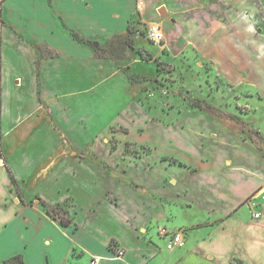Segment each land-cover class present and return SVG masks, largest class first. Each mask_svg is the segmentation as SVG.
Segmentation results:
<instances>
[{
  "label": "crops",
  "instance_id": "0c3cea01",
  "mask_svg": "<svg viewBox=\"0 0 264 264\" xmlns=\"http://www.w3.org/2000/svg\"><path fill=\"white\" fill-rule=\"evenodd\" d=\"M7 1L0 0L2 20L9 24L0 23V168L8 179L15 206L35 208L55 224L58 221L46 213L42 202L66 208L72 224L57 225L65 231L69 253L61 264H92L94 258L99 259L95 264H232L233 259L245 264L242 256L230 252L231 243L236 249L241 245L248 253L264 251V203L258 208L252 203L264 197V0H144L146 23L160 24L164 36L156 12L161 8L165 11L170 30L166 36L171 38L164 44L165 52L180 41L182 65L188 67L195 58L197 68L193 73L203 77L206 85L209 82L216 90L231 93L236 101L243 99L242 109L261 111L263 115L248 123L232 114L219 115L226 125L210 115H185L179 121V141L172 145L165 141V153L158 152L157 156L159 160L164 155L175 161H168L163 178H154L155 182L149 179L151 183L141 184V190L123 180H113L104 163L85 154L76 157L77 152L85 153L90 147L92 130H82L84 140L76 143L74 133L79 122L61 118L60 114L48 119L44 105L25 91L29 83L47 80L48 74L45 76L43 68H30L28 73L14 31L29 38L6 17ZM12 1L16 2L10 9L28 24L36 25L37 44L55 53L56 87L80 91L82 86L90 87L86 80L91 76L92 51L87 41H75L65 27L76 28L85 37L93 24L112 26L128 18L134 0ZM167 13L176 20L171 21ZM7 34L11 42H5ZM58 105L63 111L66 106L91 111L87 99L65 100ZM43 121L47 123L40 125ZM24 128H28L26 134ZM246 128L253 132L251 136L245 133ZM14 131H21L29 142L36 139L30 147L24 142L17 160L7 156L3 146V139ZM61 138H67V144L63 145ZM7 169L16 181L15 189ZM49 172L57 182L68 179L77 192L70 193V187L62 190L69 197H45L36 188L32 193L36 195L28 196L34 197V202L27 201L25 186L37 187ZM40 196L44 200L37 198ZM254 213L260 215L258 219ZM161 229L183 231L182 247L167 251L159 243ZM192 231L199 233L192 235ZM37 241L44 247L56 244L41 233ZM111 243L114 246L109 248ZM115 250H122L123 257L115 258ZM45 258L46 264H52Z\"/></svg>",
  "mask_w": 264,
  "mask_h": 264
},
{
  "label": "rangeland",
  "instance_id": "374dc122",
  "mask_svg": "<svg viewBox=\"0 0 264 264\" xmlns=\"http://www.w3.org/2000/svg\"><path fill=\"white\" fill-rule=\"evenodd\" d=\"M15 2L8 0L5 4L8 7L6 17L8 16L17 29L29 38L24 39L14 31L21 45L20 49L23 52L28 73L32 68L37 71L43 68L46 70L45 76L48 74L47 80L38 81L37 84L29 83L25 91L36 98L41 106L44 105L43 113L48 119L60 114L61 118L68 117L79 122L77 132L74 133L76 143L84 140L81 138V136L84 137L82 130L86 132L89 128L92 130L90 147L85 153L77 152L76 157L83 158L85 154L92 160L104 163L102 164L104 169L113 180L114 178L123 180L131 188L141 190V184L148 183L149 179L154 181V178L156 180L163 178L166 175L164 167L168 161L174 162L175 159L163 155L159 160L158 152L165 153L163 151L165 141L168 145L179 141L182 135L179 121H182L187 114L214 116L221 125H226L219 120V115L222 114L241 117V120L246 123L256 121L263 115L261 111L242 109L243 99L236 101L231 93L224 92L222 89L216 90V86H212L209 82L207 83L209 86L206 85L203 77L193 73V68L197 66L195 58L192 57L193 63L187 65L189 68L182 65V57H179L180 41L176 45L173 43L169 53L164 51V44L166 41L169 43L171 38L166 36V33L170 31L167 25L169 22L165 21L167 17H162L159 14L160 11L156 12V20L163 24L165 41L160 44L149 42L145 38L147 20L144 18L146 11L144 0L133 1L129 17H125V20L112 26L108 24L100 26L102 22L93 24L90 33L85 37L81 36L76 28L65 27L73 31L83 42L87 41L91 48V76L86 80L89 83L87 86L90 87L89 89L85 87L86 90L82 86L80 91L74 90L75 94L65 84L63 86L66 90H59L56 87V73H54L57 67V62L54 61L56 55L47 46L37 44L39 35L36 25L28 24L16 10L10 9V5ZM1 10L0 7V21L8 26L9 24L2 20ZM17 18L23 21L24 27L20 26L21 21ZM175 18L177 17H170L171 21L176 20ZM9 36V34L5 35V42H11ZM37 64H39L38 67ZM10 95L11 93L7 98H12ZM71 99L90 100V113L81 106H66L65 111L59 108V103L65 100L69 102ZM194 102L197 106L193 105ZM34 118L38 120L37 116ZM46 123L43 121L40 125ZM36 126L39 127L38 122ZM27 131L28 128L22 130L23 134ZM245 133L249 136L253 134L247 128ZM61 139L63 145L67 144V138ZM27 141L21 136V131H14L7 139H3L5 154L17 160L24 142L25 146L30 147L36 139ZM68 145L71 146V144ZM0 158H2L1 150ZM52 175L49 172L42 176L37 187L26 185L24 189L26 200L34 202V197L28 196L36 195L32 193L37 189L45 197H69L65 196L62 190L70 187V193L77 192L74 185L69 184L68 179L57 182ZM108 181L110 183L112 180ZM8 185L5 172L0 168V264L10 261L19 254L23 256L26 264H46L45 256L52 264H61L63 260L68 259L64 229L57 227L58 223L48 220L35 208L26 209L24 206H15L13 197H10L11 194L8 192ZM98 195L102 196L101 193ZM73 197L78 196L73 195ZM37 198L44 200L41 196ZM261 202L264 203V197L252 201L257 208ZM41 209L39 208L40 211ZM40 233L52 238V242L56 244L50 247L41 246L37 241ZM190 233L193 235L199 232ZM78 236L83 238L81 233ZM160 239L162 241L159 243L166 248L168 237H160ZM228 248L230 252L242 256L245 264H264V251H260L259 254L248 253L241 245L236 249L234 242ZM238 262L236 259L232 260V264H239Z\"/></svg>",
  "mask_w": 264,
  "mask_h": 264
},
{
  "label": "built area",
  "instance_id": "2783aa9c",
  "mask_svg": "<svg viewBox=\"0 0 264 264\" xmlns=\"http://www.w3.org/2000/svg\"><path fill=\"white\" fill-rule=\"evenodd\" d=\"M164 32L158 23H149L146 25V39L151 41L154 44H160L164 41ZM258 213H254L253 217L255 219L259 218ZM160 236L161 237H168V242L166 244V250L167 251H173L177 248L182 247L184 244V232L183 231H177V232H169L166 229L160 230ZM124 252L122 250H115L114 251V257L119 259L123 257ZM99 261L98 258H94L92 260V264H95Z\"/></svg>",
  "mask_w": 264,
  "mask_h": 264
},
{
  "label": "trees",
  "instance_id": "16d2710c",
  "mask_svg": "<svg viewBox=\"0 0 264 264\" xmlns=\"http://www.w3.org/2000/svg\"><path fill=\"white\" fill-rule=\"evenodd\" d=\"M69 32L75 41H77L79 43L83 42V40L80 39L73 31L69 30ZM145 38H146V30H145ZM149 42H151V41H149ZM0 68H1V53H0ZM0 104H1V100H0ZM193 105L197 106V103L194 102ZM179 165H181V164H179ZM7 172L9 173L11 184H12L13 188L15 189L17 186L16 181L8 169H7ZM42 206L44 207L46 213L51 218L58 221V223L61 226L69 227L72 224V220L69 218L68 212L64 206L63 207L60 205L51 206V205L46 204L45 202H42ZM113 246H114L113 243H111L109 248H112ZM3 263L4 264H24L19 255H17L16 257H13L10 261H5ZM238 263L242 264L240 261Z\"/></svg>",
  "mask_w": 264,
  "mask_h": 264
},
{
  "label": "water",
  "instance_id": "95a60500",
  "mask_svg": "<svg viewBox=\"0 0 264 264\" xmlns=\"http://www.w3.org/2000/svg\"><path fill=\"white\" fill-rule=\"evenodd\" d=\"M160 15H162V17H166L165 11L163 9L160 10Z\"/></svg>",
  "mask_w": 264,
  "mask_h": 264
}]
</instances>
